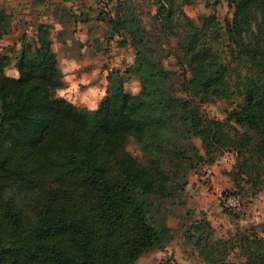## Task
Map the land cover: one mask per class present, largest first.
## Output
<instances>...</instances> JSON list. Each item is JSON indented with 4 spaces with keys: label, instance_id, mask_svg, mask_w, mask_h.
Listing matches in <instances>:
<instances>
[{
    "label": "trees",
    "instance_id": "obj_1",
    "mask_svg": "<svg viewBox=\"0 0 264 264\" xmlns=\"http://www.w3.org/2000/svg\"><path fill=\"white\" fill-rule=\"evenodd\" d=\"M195 1L99 0L104 37L130 47L133 60L108 73L93 112L57 95L65 84L52 25L39 23L34 36L22 34L19 48L2 53L12 16L0 7V264H134L169 242L149 215L152 198L180 200L185 168L211 166L225 153L234 155L225 172L231 194L264 192V0H225L231 16L222 24L213 14L189 17L183 7ZM144 13L155 34L144 28ZM90 18L82 10L66 23ZM170 55L179 74L165 64ZM11 65L18 79L4 73ZM133 77L136 94L124 87ZM218 100L229 109L210 118L202 103ZM175 132L200 147L174 146ZM191 229L210 264H264V236L255 231L237 226L228 240L214 239L205 217Z\"/></svg>",
    "mask_w": 264,
    "mask_h": 264
},
{
    "label": "rangeland",
    "instance_id": "obj_2",
    "mask_svg": "<svg viewBox=\"0 0 264 264\" xmlns=\"http://www.w3.org/2000/svg\"><path fill=\"white\" fill-rule=\"evenodd\" d=\"M215 1L196 0L193 4L184 6L183 9L194 20L213 14L222 24L225 17L231 16V12L225 0H220L218 3ZM56 5H59L58 11L55 10ZM0 7L6 8L12 16L11 31L1 42L2 53L16 50L20 46L22 34L34 36L36 26L39 23H47L52 25L49 32L53 41L52 49L57 55L60 69L65 72L64 77L69 75L68 71H71L70 75L74 74L77 77L85 72L90 77L99 73L94 80L80 83L79 88L72 87L71 82L66 80V87L59 90L63 91L64 95L60 96L58 95L59 91L57 92L58 97L73 104L75 102V106L79 109L87 112L95 111L101 99L106 95L108 73L113 70L124 71L133 58L132 49L118 47L116 38L110 41L111 44L106 46L108 49L104 52V44L102 42L100 45L99 41L105 31L103 21L97 19L100 15L99 0H70L61 3H58L57 0H52L50 3H40L38 0H0ZM63 7L65 10L61 9ZM82 10L87 11L90 15V24L86 25L80 22L74 25L71 22L67 25L66 19L70 13ZM105 17L109 16L105 15ZM57 18L62 19L61 24L58 23ZM141 22L147 31L155 34L153 26L148 23L147 13L141 16ZM63 25H66L67 33L73 28H75V34H82L88 28L92 29L91 33L87 31V41L90 42V47H87L84 53L78 54L80 63L77 67L68 66L67 57L73 59L72 61L78 60L74 49L76 48L77 51L81 42L74 38L75 35L73 37L64 34L58 36ZM94 37L97 42L92 41ZM37 38L40 39V37ZM164 46L168 53H172L175 42L171 40L168 46ZM165 64L170 70L179 74V66L173 56L170 55L166 58ZM103 65L107 66L106 74L102 72V70H106ZM4 73L10 77H16L17 71L11 65L4 70ZM124 87L128 92L136 94L139 84L133 77L124 82ZM229 106L223 100L202 103L205 113L210 118L216 119H223ZM172 136L170 142L182 150L188 151L192 147H200L198 138L187 136L181 132H175ZM128 150L136 157L140 155L139 149L133 143H129ZM233 163L234 155L225 153L211 166L197 168V170L185 168L184 181L186 184L180 200L157 196L152 198L149 215L161 223L163 233L169 237V242L162 250L143 254L134 264H173L174 262L178 264H210L208 252L198 244V238L193 234L194 229H191L192 224L198 222V219L202 217L210 221L214 239L228 240L237 226L264 236L263 229L259 227L264 222V192L253 197L232 195L231 192L235 189L225 172L231 168ZM227 208L239 216L237 221H233L224 211ZM228 259L236 263L238 261L232 251Z\"/></svg>",
    "mask_w": 264,
    "mask_h": 264
},
{
    "label": "crops",
    "instance_id": "obj_3",
    "mask_svg": "<svg viewBox=\"0 0 264 264\" xmlns=\"http://www.w3.org/2000/svg\"><path fill=\"white\" fill-rule=\"evenodd\" d=\"M86 25H88V24H90V21L89 22H87V23H85ZM90 27V26H89ZM87 31H88V33H91L92 32V29H89L88 28V30H85L82 34H74L75 35V37L74 38H77V40L79 39V41L81 42V44H80V46L78 47L79 49L76 51V48L74 49V52H75V54H76V56L78 57V60L77 61H72L73 59H71V58H68L67 57V63H68V66H72V62H74L75 63V65H76V67H77V65L80 63V57L78 56V54H80V53H84V50L87 48V47H90L89 46V44H90V42H88L87 40H88V36H87ZM92 41L93 42H97V39H96V37H94V38H92ZM99 41H100V45H102V42H103V44H104V52H106V50L108 49L106 46L107 45H109V43H108V41H107V39L104 37V32H103V34H102V39L100 40V38H99ZM111 44V43H110ZM132 60H133V58H132ZM132 60H131V62H132ZM130 62V63H131ZM103 66H105V65H103ZM106 68V70H102V72H104L105 74L107 73V66H105ZM110 67V66H109ZM104 69V68H103ZM73 70V69H72ZM87 70V69H86ZM101 71V70H100ZM69 73V75L67 76V77H64L65 76V72L63 71L62 73H63V82H64V84H65V87H66V80H68L69 82H71V86L72 87H74V88H76V87H78L79 88V84L81 83L82 84V82H84V81H91V80H94L96 77H98V75H99V73H98V75H93V76H89L88 75V73L87 72H85L83 75H80L79 77H77L76 75H70V73H71V71H68ZM100 74H101V72H100ZM103 75V74H102ZM64 89V88H63ZM71 90V89H70ZM138 90H139V88H138ZM137 90V91H138ZM74 105H75V102H74Z\"/></svg>",
    "mask_w": 264,
    "mask_h": 264
},
{
    "label": "clouds",
    "instance_id": "obj_4",
    "mask_svg": "<svg viewBox=\"0 0 264 264\" xmlns=\"http://www.w3.org/2000/svg\"><path fill=\"white\" fill-rule=\"evenodd\" d=\"M72 66H73V67H76V65H75L74 62H72ZM16 78H17V79L19 78V73H18V72L16 73ZM58 95L63 96V95H64V92H63V91H59V92H58Z\"/></svg>",
    "mask_w": 264,
    "mask_h": 264
}]
</instances>
